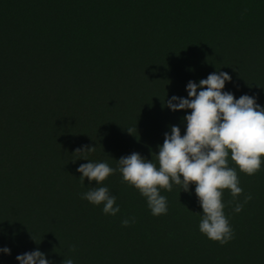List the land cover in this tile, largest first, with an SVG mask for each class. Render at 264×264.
Listing matches in <instances>:
<instances>
[{
	"label": "trees",
	"instance_id": "1",
	"mask_svg": "<svg viewBox=\"0 0 264 264\" xmlns=\"http://www.w3.org/2000/svg\"><path fill=\"white\" fill-rule=\"evenodd\" d=\"M221 71L223 91L264 106V0H0V264L37 249L52 264H264V157L251 176L229 160L252 199L224 191L225 245L199 230L195 184L162 189L168 212L153 216L119 171L99 185L77 171L133 152L156 162L192 111L165 101ZM100 186L115 216L81 198Z\"/></svg>",
	"mask_w": 264,
	"mask_h": 264
},
{
	"label": "clouds",
	"instance_id": "2",
	"mask_svg": "<svg viewBox=\"0 0 264 264\" xmlns=\"http://www.w3.org/2000/svg\"><path fill=\"white\" fill-rule=\"evenodd\" d=\"M231 79L227 72H213L199 83L191 80L187 83L188 98L173 95L165 101L172 111H192L183 118L186 121L184 135L177 125L171 126L170 133H164L156 162L133 152L119 158L115 168L107 162L83 163L77 168L82 174L81 183L87 177L90 183L103 184L119 171L122 182L133 186L146 198L153 216L168 212V201L161 195L162 189L170 192L176 185L190 192V185L195 184V194L203 210L200 232L220 245L229 243L235 238V232L224 211L223 193L230 191L233 200L229 203L244 195L237 169L229 165V160L240 172L251 176L260 171L264 157V106L258 104L254 96L245 94L237 99L231 92L223 91ZM127 131L132 134L131 129ZM85 151H95V147L85 146L83 151L78 148L75 153ZM81 198L93 205L103 204L102 210L107 215L115 216L120 212L116 197L107 186L92 188L82 193ZM251 199V194L244 195V203ZM244 203L236 202L233 211L241 212ZM121 223L127 227L135 223V218H125ZM69 250L74 252L75 246ZM0 251L11 254L7 247ZM16 259L19 264H52L39 249L17 255ZM63 264H74V260L65 258Z\"/></svg>",
	"mask_w": 264,
	"mask_h": 264
}]
</instances>
